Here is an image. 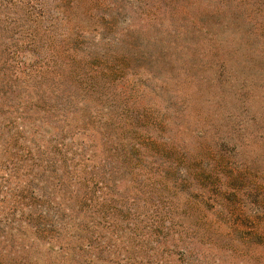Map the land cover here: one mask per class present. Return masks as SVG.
Wrapping results in <instances>:
<instances>
[{"label":"rangeland","instance_id":"374dc122","mask_svg":"<svg viewBox=\"0 0 264 264\" xmlns=\"http://www.w3.org/2000/svg\"><path fill=\"white\" fill-rule=\"evenodd\" d=\"M237 173L264 228V0H0V264H264Z\"/></svg>","mask_w":264,"mask_h":264},{"label":"trees","instance_id":"16d2710c","mask_svg":"<svg viewBox=\"0 0 264 264\" xmlns=\"http://www.w3.org/2000/svg\"><path fill=\"white\" fill-rule=\"evenodd\" d=\"M191 165H194L191 164ZM191 169L190 167H188ZM221 170V172H226L229 169V164L223 157H220L219 160H217V163L215 165V168L213 171ZM235 171V168L228 171V173H232V171ZM232 175V174H231ZM229 176L227 179V191L223 193V195H217L218 192H216L214 197L211 198V201L213 198L217 202V198L220 200L221 204L224 206V211H227V213L231 217V221L228 223L229 228L231 229L232 234H236L240 239L246 240L251 237H257L259 238V243H261L264 246V228L257 227V224L255 222H252L248 219L242 218V197H239L238 191L239 189H242L245 185V179H243L242 175H239V173L235 174L233 177ZM231 178V179H230ZM243 179L242 185L240 187L239 181ZM231 180V181H230ZM250 183V182H249ZM264 194V193H263ZM240 198V199H239ZM241 200V201H240ZM261 203H262V213L264 214V195L261 197ZM263 222H264V216H263Z\"/></svg>","mask_w":264,"mask_h":264}]
</instances>
